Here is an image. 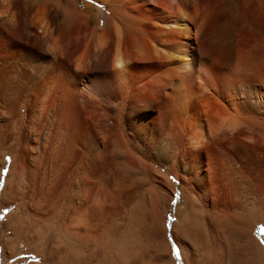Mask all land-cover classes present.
Instances as JSON below:
<instances>
[{
    "label": "bare ground",
    "instance_id": "bare-ground-1",
    "mask_svg": "<svg viewBox=\"0 0 264 264\" xmlns=\"http://www.w3.org/2000/svg\"><path fill=\"white\" fill-rule=\"evenodd\" d=\"M0 209L5 264H264V0H0Z\"/></svg>",
    "mask_w": 264,
    "mask_h": 264
},
{
    "label": "rangeland",
    "instance_id": "rangeland-1",
    "mask_svg": "<svg viewBox=\"0 0 264 264\" xmlns=\"http://www.w3.org/2000/svg\"><path fill=\"white\" fill-rule=\"evenodd\" d=\"M180 205V204H179ZM176 206V207H175ZM177 201L175 202V205H174V208L172 209L173 211H174V209H176L177 208ZM179 207V206H178ZM10 211V209H6V210H1L0 209V220H2L4 217H6V215L8 214V212ZM173 218V219H172ZM171 219H172V221L171 222H177L176 220H177V218L176 217H174L173 215H172V217H171ZM254 234L260 239V241H261V243L263 244V246H264V224H262V223H259V224H257L256 226H255V230H254ZM14 245V242H13V240L11 239V240H6V241H4V242H2L1 241V237H0V264H5V263H3L4 261H3V258H2V252L4 251V249H5V247H7V248H9V246H13ZM156 247H157V244H156V246H153V248L154 249H156ZM20 249V250H19ZM23 250V248H22V246H21V244H19L18 246H17V250H16V253L15 254H17L18 256L16 257V256H14L13 258H11V260L9 261V262H7L6 264H13V263H15L16 262V260L19 258V259H23V258H28V259H31L32 261H34V262H36V263H40L41 262V260H40V258H37L34 254H29V255H23V254H19V253H21V251ZM30 260V261H31ZM174 261V260H173ZM173 261H170L171 263H174ZM146 262V261H145ZM170 262H169V264H170ZM147 263V262H146ZM176 263V262H175ZM177 264V263H176Z\"/></svg>",
    "mask_w": 264,
    "mask_h": 264
}]
</instances>
